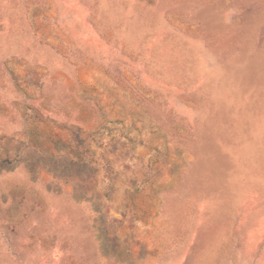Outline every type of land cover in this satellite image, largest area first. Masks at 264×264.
I'll return each mask as SVG.
<instances>
[{
  "label": "rangeland",
  "instance_id": "1",
  "mask_svg": "<svg viewBox=\"0 0 264 264\" xmlns=\"http://www.w3.org/2000/svg\"><path fill=\"white\" fill-rule=\"evenodd\" d=\"M0 264H264V0H0Z\"/></svg>",
  "mask_w": 264,
  "mask_h": 264
}]
</instances>
